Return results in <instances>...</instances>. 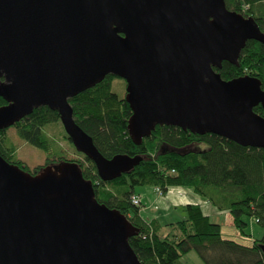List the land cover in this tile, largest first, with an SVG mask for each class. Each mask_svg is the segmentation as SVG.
Returning a JSON list of instances; mask_svg holds the SVG:
<instances>
[{"label": "water", "instance_id": "95a60500", "mask_svg": "<svg viewBox=\"0 0 264 264\" xmlns=\"http://www.w3.org/2000/svg\"><path fill=\"white\" fill-rule=\"evenodd\" d=\"M249 41L264 45V33L225 0H0V131L47 107L101 181L127 175L143 158H105L69 103L114 76L135 145L169 126L264 150L261 81L218 72L238 67ZM138 235L78 164L32 175L0 156V264H142L129 243Z\"/></svg>", "mask_w": 264, "mask_h": 264}, {"label": "trees", "instance_id": "16d2710c", "mask_svg": "<svg viewBox=\"0 0 264 264\" xmlns=\"http://www.w3.org/2000/svg\"><path fill=\"white\" fill-rule=\"evenodd\" d=\"M225 4L230 11L252 17L264 33V0H225ZM218 72L225 81L245 76L257 78L264 90V45L247 42L239 66L223 62ZM115 78L108 76L69 100L74 120L105 158L128 155L142 157L143 161L112 182L101 181L94 163L83 154L87 168L84 162H71L78 164L84 179L93 184L99 203L120 211L138 228L139 235L130 238L129 243L139 261L181 264L182 257L194 251L204 264H264V234L251 246H245L224 239L221 226L211 222L198 205L184 208V220L162 225L155 220H142L140 206L132 203L137 187L159 188L162 195L172 188H191L219 212L229 213L239 232L245 234L248 220L264 230V150L245 148L213 134L201 136L169 126H157L149 138L135 145L127 131L132 112L125 101L126 93L120 96L112 91ZM4 105L6 102L0 98V107ZM254 112L264 118L261 106L254 108ZM56 123H61L58 113L40 107L7 130L14 129L24 142L49 152L51 139L45 129ZM0 156L32 175L44 167L67 161L60 156L47 159L45 166L29 168L17 158V147L6 130L0 131Z\"/></svg>", "mask_w": 264, "mask_h": 264}, {"label": "rangeland", "instance_id": "374dc122", "mask_svg": "<svg viewBox=\"0 0 264 264\" xmlns=\"http://www.w3.org/2000/svg\"><path fill=\"white\" fill-rule=\"evenodd\" d=\"M125 81L120 78H115L112 83V91L120 96H123L126 93V86H124ZM45 132L51 139V145L49 152L38 149L23 140H21L14 129L7 130L6 135L11 139L14 145L17 147V158L24 161V163L31 169L37 166H45L47 159H57L60 156L66 158L67 161H76L83 163L87 168L88 164L85 162L82 154L78 153L74 145L67 140V135L64 132L63 126L61 123L52 124L45 129ZM201 148L204 149L205 146L201 145ZM140 187L135 188L139 190ZM185 207H182V211L185 213ZM153 215H157L164 221H173L178 219L182 213L180 210H172L168 213L165 208H155L152 210ZM151 213V212H150ZM186 217V213H185ZM213 222H218L221 227V235L224 239L233 240L241 245L251 246L254 240L260 239L263 234V228L258 225L253 220H248V228L245 230V234L239 232L232 223V218L229 217L228 221H217L215 219ZM181 264H204L203 261L198 257L196 252L192 251L182 257Z\"/></svg>", "mask_w": 264, "mask_h": 264}, {"label": "crops", "instance_id": "0c3cea01", "mask_svg": "<svg viewBox=\"0 0 264 264\" xmlns=\"http://www.w3.org/2000/svg\"><path fill=\"white\" fill-rule=\"evenodd\" d=\"M135 194L140 197V216L146 222L157 221L162 225L176 223L185 219V213L182 207L187 205H198L204 215L210 218V221L215 219L217 221H228L230 214L227 212H219L214 206L208 203L204 198L197 195L191 188L177 187L169 190L168 193L159 196L154 187H140L135 191ZM157 208H165L168 213L172 210H180L182 215L173 221H164L157 215H153L152 210ZM151 212V213H150ZM232 218V217H231ZM219 224L218 222H213ZM222 226V225H220ZM222 228V227H221Z\"/></svg>", "mask_w": 264, "mask_h": 264}, {"label": "built area", "instance_id": "2783aa9c", "mask_svg": "<svg viewBox=\"0 0 264 264\" xmlns=\"http://www.w3.org/2000/svg\"><path fill=\"white\" fill-rule=\"evenodd\" d=\"M155 192L159 195V196H162V191L159 189V188H155ZM132 203L135 205V206H140L141 205V201H140V197L135 195L133 196L132 198Z\"/></svg>", "mask_w": 264, "mask_h": 264}, {"label": "bare ground", "instance_id": "6f19581e", "mask_svg": "<svg viewBox=\"0 0 264 264\" xmlns=\"http://www.w3.org/2000/svg\"><path fill=\"white\" fill-rule=\"evenodd\" d=\"M7 131V130H6ZM7 134V133H6ZM12 154V153H11ZM13 155V154H12ZM17 162V161H16ZM13 164V163H12ZM17 165V164H16ZM18 167H20V166H18ZM21 169H23L22 167H21ZM24 171H26V170H24ZM40 173V172H39ZM93 185V184H92Z\"/></svg>", "mask_w": 264, "mask_h": 264}]
</instances>
